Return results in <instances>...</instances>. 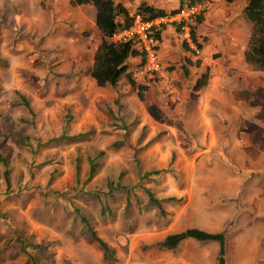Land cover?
<instances>
[{
    "label": "rangeland",
    "instance_id": "1",
    "mask_svg": "<svg viewBox=\"0 0 264 264\" xmlns=\"http://www.w3.org/2000/svg\"><path fill=\"white\" fill-rule=\"evenodd\" d=\"M114 1L132 13L177 0ZM242 6L212 0L197 53L160 21L161 70L128 63L140 99L123 76L103 87L89 76L92 4L0 0V264H218L216 240L157 247L188 227L223 233L224 264H264V71L243 61Z\"/></svg>",
    "mask_w": 264,
    "mask_h": 264
},
{
    "label": "trees",
    "instance_id": "2",
    "mask_svg": "<svg viewBox=\"0 0 264 264\" xmlns=\"http://www.w3.org/2000/svg\"><path fill=\"white\" fill-rule=\"evenodd\" d=\"M201 1L204 0H177L176 6L168 9L155 7L141 1L136 6L135 10L130 13L125 6L114 0H71V3L74 5L92 4L96 7L94 24L100 33V40L93 52L92 64L89 69V76L93 79L95 85L98 87L106 85L115 86L118 80L123 76L130 87L136 90L138 97L141 99L142 93L146 87L142 84L135 83L129 70L128 59L130 57L139 56L140 62L138 65L141 66L144 62L143 53L135 46L138 43L134 39H113V35L122 29L128 28L132 23L134 15H139L143 20L149 21L157 17L172 15L184 5H191ZM225 1L231 2L233 0ZM202 12L203 10L189 16L187 20L182 19L179 23L172 22L177 31L182 25L185 24L187 26L190 42L194 45L196 50L201 49V42L197 40L195 28L202 20ZM242 14L245 20L250 24L249 36L242 53L243 61L253 70L264 71V0H243ZM163 26V23H159L151 27L152 35L157 43L161 40V30ZM181 44L185 50L194 53V50L189 47L184 39H182ZM195 63H198V60H195ZM184 72H186L185 69ZM205 81L206 73L200 74V76L195 79L192 88L197 90L205 84ZM152 107L149 106L150 113L156 119L157 117ZM51 139L59 141L58 139L60 138ZM101 153V151L98 152V154ZM0 161L2 160L0 159ZM97 167V163L94 162L92 158H88L86 179L89 180L94 176ZM149 198L152 202L156 203V200L152 198L151 195H149ZM77 213L80 222L87 228L91 238L95 240L102 249L103 257L105 259L111 257V250L107 244L95 234V231L89 226L85 217L79 214V212ZM186 238H192L198 241L208 239L216 240L218 242L217 261L218 264H224V236L220 231L209 232L196 227H188L164 235V237L157 242V247L174 249Z\"/></svg>",
    "mask_w": 264,
    "mask_h": 264
},
{
    "label": "built area",
    "instance_id": "3",
    "mask_svg": "<svg viewBox=\"0 0 264 264\" xmlns=\"http://www.w3.org/2000/svg\"><path fill=\"white\" fill-rule=\"evenodd\" d=\"M211 2L212 0H204L191 5H184L172 15L157 17L149 21L143 20L139 15H134L131 25L115 33L113 39L114 36L117 37L116 39H134L140 45L144 56L142 70L150 73L160 71L161 66L157 58V41L151 32L152 25H157L163 20L176 23H179L182 19L187 20L189 16L208 8ZM180 28L182 30L183 39L188 43L189 47L197 53L198 50H196L194 45L190 42L187 26L184 24Z\"/></svg>",
    "mask_w": 264,
    "mask_h": 264
},
{
    "label": "crops",
    "instance_id": "4",
    "mask_svg": "<svg viewBox=\"0 0 264 264\" xmlns=\"http://www.w3.org/2000/svg\"><path fill=\"white\" fill-rule=\"evenodd\" d=\"M175 7V6H174ZM132 58L133 57H130L129 59H128V63H130V62H132V61H134V60H132ZM257 71H260V70H257ZM92 79V78H91ZM93 80V79H92ZM94 82V81H93ZM259 231H261V230H259ZM264 231V230H263ZM184 246H185V244L183 245V244H178L176 247H175V251L177 250V249H183L184 248ZM174 259H175V262L176 263H178V264H188V261L186 260V256L185 257H183V256H175L174 257ZM224 262H226V258L224 257Z\"/></svg>",
    "mask_w": 264,
    "mask_h": 264
}]
</instances>
